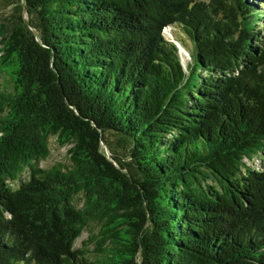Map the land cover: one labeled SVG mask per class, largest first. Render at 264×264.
Returning a JSON list of instances; mask_svg holds the SVG:
<instances>
[{"label":"trees","instance_id":"16d2710c","mask_svg":"<svg viewBox=\"0 0 264 264\" xmlns=\"http://www.w3.org/2000/svg\"><path fill=\"white\" fill-rule=\"evenodd\" d=\"M3 1L0 264H264L262 4Z\"/></svg>","mask_w":264,"mask_h":264},{"label":"rangeland","instance_id":"374dc122","mask_svg":"<svg viewBox=\"0 0 264 264\" xmlns=\"http://www.w3.org/2000/svg\"><path fill=\"white\" fill-rule=\"evenodd\" d=\"M262 4L263 9H264V0H257ZM12 12V6L6 5V3L3 0H0V20H2L3 17L8 16ZM260 29L262 32H264V18L263 20L260 21ZM164 34L169 37L171 40H174V37L172 38L171 33L169 32V28H166L164 30ZM177 46L180 49L181 53V59L184 62L188 61V56L187 54L184 53V51L180 48L179 43L175 41ZM185 60V61H184ZM7 76L0 72V80H6ZM110 138H113L111 135H109ZM49 148H50V154L49 156L45 159L42 160L39 163V166L41 167H47L50 164L56 162V161H63L67 162L68 154H67V146H59L55 139L51 137L49 139ZM253 164H257V161H253ZM26 173H24L23 178H26ZM76 202L79 203V197H77ZM80 204V203H79ZM97 225L90 223L88 224L80 233V235L77 237V239L74 242V248H81V249H88V250H93L94 249V241L91 240V235L96 234L97 232Z\"/></svg>","mask_w":264,"mask_h":264},{"label":"bare ground","instance_id":"6f19581e","mask_svg":"<svg viewBox=\"0 0 264 264\" xmlns=\"http://www.w3.org/2000/svg\"><path fill=\"white\" fill-rule=\"evenodd\" d=\"M183 51H184V53L186 54V51L182 48V47H180ZM185 61V60H184Z\"/></svg>","mask_w":264,"mask_h":264},{"label":"water","instance_id":"95a60500","mask_svg":"<svg viewBox=\"0 0 264 264\" xmlns=\"http://www.w3.org/2000/svg\"><path fill=\"white\" fill-rule=\"evenodd\" d=\"M106 152L108 153V150H106Z\"/></svg>","mask_w":264,"mask_h":264}]
</instances>
